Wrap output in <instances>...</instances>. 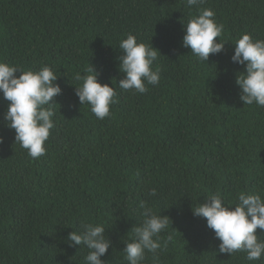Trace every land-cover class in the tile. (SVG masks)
<instances>
[{
    "label": "trees",
    "instance_id": "16d2710c",
    "mask_svg": "<svg viewBox=\"0 0 264 264\" xmlns=\"http://www.w3.org/2000/svg\"><path fill=\"white\" fill-rule=\"evenodd\" d=\"M201 8L224 26V50L206 63L182 46L183 24L197 14L184 0H0V62L49 66L61 88L38 160L15 144L0 93V264H85L89 250L67 237L86 223L105 226L104 264H128L123 250L142 224L141 201L172 221L142 264H264V256L219 253L206 219L192 213L212 194L229 206L240 192L264 195V108L240 100L235 79L244 69L231 61L242 34L264 40V0ZM129 34L161 54L160 83L144 94L118 86L119 43ZM90 66L117 94L104 120L75 95V74Z\"/></svg>",
    "mask_w": 264,
    "mask_h": 264
},
{
    "label": "clouds",
    "instance_id": "9594fccd",
    "mask_svg": "<svg viewBox=\"0 0 264 264\" xmlns=\"http://www.w3.org/2000/svg\"><path fill=\"white\" fill-rule=\"evenodd\" d=\"M205 2L184 0L185 6L195 8L197 14L183 24L185 34L182 46L190 49V53L201 63H206L210 54H219L225 47L221 39L217 42L224 26L217 23L214 11L201 8ZM233 46L231 61L244 69L235 79L240 89L239 98L244 105L264 108V40L244 33ZM119 50L123 53L117 57L119 71L124 76L118 82L121 90L144 94L148 85H159L161 77L154 63L160 52L152 44L138 42L134 35L129 34L120 41ZM17 73L20 75L17 76ZM57 79L58 75L46 65L39 70H23L0 62V93L9 102L3 119L6 127L15 132V144L26 150L33 160L46 154L45 143L55 128L54 97L61 92ZM74 80L78 82L75 95L80 105L89 106L99 120L110 118V108L116 103L115 89L101 84L92 66L86 68L83 75L76 73ZM0 143H3L2 138ZM156 194V190L152 189L150 195ZM236 200L234 206H229L220 193L212 194L203 203L192 207V213L195 217L206 219L207 228L220 241L219 253L232 256L244 252L249 262L258 261L264 256V240L256 234L257 229L264 232V195L240 192ZM140 209L142 224L131 231V242L126 243L123 250L128 264H142L146 252L155 257L162 248L160 234L168 230L171 221L168 216L157 215L145 201H141ZM82 227V234L74 231L68 235L67 241L71 242L70 246L84 245L89 250L85 264H104L101 257L111 246L104 235L105 226L102 223H86ZM173 239L174 232H168L164 246Z\"/></svg>",
    "mask_w": 264,
    "mask_h": 264
}]
</instances>
